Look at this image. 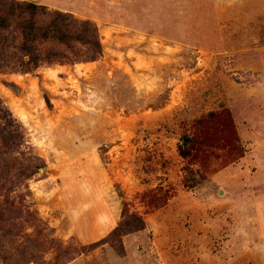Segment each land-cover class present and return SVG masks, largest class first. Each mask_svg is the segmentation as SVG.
Instances as JSON below:
<instances>
[{
  "label": "rangeland",
  "instance_id": "374dc122",
  "mask_svg": "<svg viewBox=\"0 0 264 264\" xmlns=\"http://www.w3.org/2000/svg\"><path fill=\"white\" fill-rule=\"evenodd\" d=\"M50 1L103 54L0 73L26 135L0 264H264V0Z\"/></svg>",
  "mask_w": 264,
  "mask_h": 264
},
{
  "label": "trees",
  "instance_id": "16d2710c",
  "mask_svg": "<svg viewBox=\"0 0 264 264\" xmlns=\"http://www.w3.org/2000/svg\"><path fill=\"white\" fill-rule=\"evenodd\" d=\"M102 54L99 30L93 22L77 19L69 13L50 11L46 6L33 2L0 0V73L31 74L43 66L95 62ZM213 116L210 113L205 122ZM25 140L23 127L0 100V216L5 207H16L9 194L5 192L2 195L1 192L8 191L6 185L15 182L17 175L13 171L19 159L14 157V153ZM198 146L200 143L195 137H184L178 151L181 157L192 158V152H198ZM26 161L31 162V158ZM7 164L9 170L5 169ZM41 168L38 164L28 163L19 168L18 176L26 182ZM187 182L188 178L186 187H195L194 183L190 186ZM128 219L135 224L134 228L126 231L125 222L116 233L143 229L144 223L140 218L131 215Z\"/></svg>",
  "mask_w": 264,
  "mask_h": 264
},
{
  "label": "crops",
  "instance_id": "0c3cea01",
  "mask_svg": "<svg viewBox=\"0 0 264 264\" xmlns=\"http://www.w3.org/2000/svg\"><path fill=\"white\" fill-rule=\"evenodd\" d=\"M18 1L34 2L36 4L46 6V7L52 5V2L50 0H18Z\"/></svg>",
  "mask_w": 264,
  "mask_h": 264
}]
</instances>
